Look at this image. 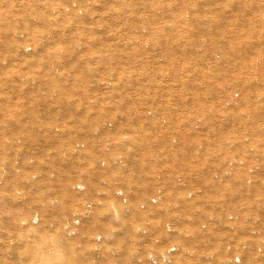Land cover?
I'll list each match as a JSON object with an SVG mask.
<instances>
[{"label": "rangeland", "instance_id": "374dc122", "mask_svg": "<svg viewBox=\"0 0 264 264\" xmlns=\"http://www.w3.org/2000/svg\"><path fill=\"white\" fill-rule=\"evenodd\" d=\"M70 1L0 0V125L6 126L0 127L6 130L0 136V169L9 166L6 174L0 173V236L21 241L28 230L40 228L38 239L71 244L66 245L71 264H131L133 249H155L161 242L163 250L176 241L195 245L198 258L193 264L207 263L206 255L213 251L222 253L217 264H224L228 240L236 244L248 237L249 246L254 238L256 247L259 239L247 235L244 217L264 234V162L252 181L242 165L215 183L204 162L187 160L202 141L206 157L222 161L238 154L251 165L249 149L264 144V63H255L264 60V44L250 45L242 55L248 62L235 70L232 0H161L172 5L167 11L159 3L156 11L149 10L150 4L138 6V0H131L134 11L126 9L129 0ZM121 7L126 8L116 16L109 11ZM73 9H78L76 15ZM54 27L62 29L51 30ZM262 34L260 28L249 33L253 39ZM24 45L29 47L23 50ZM55 46L71 52L52 54ZM244 76L251 80L243 82ZM231 93H237L238 100L227 105ZM234 137L242 138L236 142ZM57 150L64 158L61 165ZM113 157L117 159L111 163ZM188 169L199 172L190 177V184L205 187L191 197L175 180ZM57 177L68 181L66 196L48 185ZM79 180L86 183L85 191L74 189ZM158 183L166 190L152 202ZM119 184L132 188L126 192L127 203L115 193ZM98 195L101 203L90 209L94 217H84L74 227V236L68 235L66 223L72 215L67 220L65 215ZM62 198L68 202L65 208L55 205ZM212 210L222 220L199 228ZM175 211H195L194 223L185 224L193 238L181 240L165 232V221ZM229 213L239 216L225 219ZM22 220L26 223L21 225ZM81 224L82 232L75 234ZM139 225L145 233L138 231ZM97 233L103 235L102 249L94 261L92 240ZM16 245V256L10 261L0 256V264L32 261L36 252L19 245L17 253Z\"/></svg>", "mask_w": 264, "mask_h": 264}, {"label": "bare ground", "instance_id": "6f19581e", "mask_svg": "<svg viewBox=\"0 0 264 264\" xmlns=\"http://www.w3.org/2000/svg\"><path fill=\"white\" fill-rule=\"evenodd\" d=\"M30 1L34 2V1H39V0H30ZM74 1H77V0H71L70 2H74ZM119 1L121 3L127 2V0H118V1H114V4H116L117 2L119 3ZM155 3L160 4V6L159 5L158 6L162 11H167L172 6L170 3H167L166 6L164 3L161 4V0H138L136 2V4L138 6H145V4H150L149 10L154 9V7L156 6ZM182 3H183V1H182ZM182 3H179V4L182 5ZM126 5H127V8L126 7H121L118 9L109 8V11L112 15L116 16L119 13L118 12L119 10L123 12V10H122L123 8H126L128 10H133V11L136 10L134 5L131 4V0H129ZM231 6H232L231 11H232V15H233V18H232V25L233 26H232V29L230 30V38H231V45H232V47H234L232 50V53H231L232 54V62H233V66H234L235 70L241 71L242 68H240V67L245 66L246 62H248L245 59H243L242 55H245V56L247 55L250 45H252V44H264V34L260 35V37H258L256 39H253L252 35H249L250 32L256 31V29H258V28L264 30V0H232ZM155 9H157V7ZM258 9H262L261 13L260 14L254 13ZM77 11H78V9H73V10H71V14L76 15ZM185 15H187V14H185ZM201 24L202 25L205 24V21H202ZM201 24H199V25H201ZM79 26H82L83 29H93V28H90V27L83 25V24H81ZM75 27H78V26L75 24L73 26V28H75ZM160 28H162V27L160 26ZM60 29H62V28H60V27L51 28V30H60ZM179 29L185 30L186 27H179ZM159 34H160V32H159ZM44 35H46L47 38L53 37L51 35L48 37V34H44ZM55 35H56V33H55ZM165 43H167V42H165ZM36 45L38 47L42 46L41 43H37ZM28 47L29 46L24 45L23 50H26V48H28ZM163 47L167 48V45H165ZM70 52H71L70 48L60 47V46H55L54 50L51 51L52 54L60 53L61 55H68V54H70ZM24 56H26V54H24ZM21 58L27 62L30 60L26 57H21ZM255 63L263 64L264 60L259 58V59L255 60ZM175 75L176 74L174 73V76ZM237 77H239V76H237ZM242 78H243L242 79L243 82L244 81L247 82V81L251 80L250 77H248V76H244ZM113 84L114 83L110 82V85L112 87H113ZM111 92H113V91L111 90ZM236 98H237V93H234V94L231 93L225 98V103L227 105H231L235 101ZM237 100H238V98H237ZM11 120L12 119L7 118V121H11ZM83 121H86V119H84ZM107 123L111 124V120H109ZM202 124H203V122H202ZM0 127H6V126L0 125ZM197 127H199V128L203 127L201 125V121L197 122ZM53 128H54V132L59 134L58 129H57V123L54 124ZM0 131H1L0 136L6 135L5 129L0 130ZM237 138L234 137L235 141L239 142V141H241L242 137L240 139L239 138L237 139ZM250 138L251 137H249V139ZM56 139H57V137H56ZM173 140H175V138H173ZM226 140L232 141V138L231 139L226 138ZM245 140L247 141L248 139L246 138ZM253 141L254 140H252L251 143ZM197 146L198 147H197V149H195L196 152L194 153L193 157L188 158L187 160L191 161V162L196 161V163H198V164H202L204 162L209 167V171L211 172L213 180L215 181V183L221 182V181L225 180L227 177L233 175L236 171H238V167L242 166V165H244V167L246 168L247 174L250 173L251 181H252L253 176L256 173H258L259 170L261 172V169L264 166V165L262 166V164L264 162V144H262V146H260V149H256L254 146H252V148L249 149L252 152V153H249L251 156V165L247 164L245 157L238 155V154L228 155L224 159H222V161H218L217 159H213L211 157H206L205 153H204L205 152L204 142H202V141L198 142ZM62 149H63V147H62ZM62 151H64V150H61V152ZM57 153H58L57 159L59 158L58 164L61 165L63 163L64 158L62 157L63 155L61 156V154H60V152H58V150H57ZM68 154L69 153H66V155H68ZM71 154H72V152H71ZM76 156L78 157V156H80V154H78ZM76 156H74V157H76ZM116 159H117L116 157H113L111 159V163H114L116 161ZM199 159H201V160H199ZM3 168L4 169H0V173L6 174V171H8L9 166L6 164ZM186 172H188V173L186 174ZM197 173H199L197 171V169H193V170L188 169V171H185V170L180 171L179 173H177V175L175 177L178 189L186 190L188 193V196H190V197L195 192H202L205 190V187L203 186V184L196 183V184L191 185L189 182L190 177L194 176V174H197ZM160 176H161V174L158 173L157 177L160 178ZM39 182L42 183L41 181H39ZM48 185L54 186L57 189L61 190L62 195L68 194V181L66 182V178L57 177ZM73 187L77 191H85L87 188L86 183L83 180H79V181L75 182ZM249 189H250V186H249ZM131 190H132L131 187H125L121 184L115 186V193L117 194V196L120 198V200L123 203L128 202V195L126 194V192L131 191ZM165 190H166V186L162 183H158L154 187L155 194L152 195L149 200L152 202L158 201V199L161 196V193L164 192ZM98 193L101 194L100 192H98ZM100 197L101 196L98 195V197L86 201L82 209L72 210L68 215L63 214L66 216V220L69 219L72 215L71 220H69L66 223V227L68 226V232H67L68 235L74 234V229H75L74 227L79 225L81 223V220L84 217H85L84 220H86L87 218H93L94 217L95 214L92 213L93 210H90V209L93 208L94 205L101 203L102 199ZM63 199L64 198H62V200L55 205L57 207H60V208H65V206H67L68 202L66 203V200L65 199L63 200ZM161 202H162V199L159 201V203H161ZM145 203H146V201L144 200V201H142L141 205L144 206ZM60 215H62V213ZM63 215L61 217L59 216L60 220H62V218L64 217ZM194 215H195V211L194 212H188L186 214L181 213L179 211H175L173 213L172 217L168 218L165 221L164 225H165V228L167 230V231L165 230V232H167L168 235H178L180 238H182L181 240H183V239L185 240V238H188V239L193 238L192 235H189L187 232H185V230H186L185 224L194 223V221H195ZM126 216L129 217L130 215H126ZM227 216H228V219L234 218L233 221H235L238 218L239 214L235 213V217H234L233 213H229L225 216V219L227 218ZM127 217H121L120 221L124 220ZM244 219H245V221L249 222L248 223L249 233L247 235L256 237L257 239H259V242L257 243V245L255 247L256 242H255L254 238H252L251 245H249V246H248V241H249L248 237H247V239H244V240H242L236 244L233 243L232 241L228 240L224 246V250L226 252L224 264H243L245 259H247L249 257L251 258V261L249 264L264 263V234L262 233L261 229L258 226L250 223V217H244ZM37 220H38V218H37ZM221 220L222 219H219L218 214L214 210H212V211H209L207 213V216L205 217L204 220L199 222L198 227L201 229H207L208 226L210 225V223L218 222ZM22 223H26V221L22 220V222H20V224L22 225ZM31 225H33V224H31ZM82 225L83 224H81V226L79 227V230L75 234L82 232ZM230 228L234 229L233 223H231ZM32 229H34V230L32 231ZM137 229L140 233H145V228L141 227L140 225L137 226ZM38 231H41L40 228H38V230L36 227L31 228L30 230H28L26 233L23 234V235H25V237L23 239L20 238L21 241L16 239V237L13 235L0 236V256L2 257V259L4 261L12 260L16 256L15 251H14V246L17 244L16 245L17 253L20 252L19 245L21 248L24 249V251L34 250V252H36V255L33 256L32 261H29V264H71L73 262V260L71 261L72 256H70L71 257L70 258L68 255V253L70 252V250L67 249V247H66L68 242L66 243V241L63 239L62 240H53V238L52 239H46L45 236H44V239L42 237L40 239H38V235H37ZM23 235L21 234L20 237H22ZM113 236H114V234L111 232L110 233V239ZM102 238H103L102 233H97L94 236V240H92L93 241V244H92L93 257H92V259L94 258L93 259L94 261H98V259L100 257V252L102 249V245H101ZM74 244L77 245V242L75 240H74ZM182 244H183L182 241H180V242L176 241V243H174V242L167 243V247L162 250L161 242H159L156 244V247H155V249L158 250L159 252H157L153 248H149V249H147L145 251H141V252L139 250L133 249L132 251L129 252L128 256L130 257V255H131V258H132L131 264H193V263H195L196 259L198 258L195 245H182ZM69 245H71V244L69 243L68 246ZM250 249H252L251 252H250ZM67 250H69V251H67ZM70 254H71V252H70ZM220 255H221V257H220ZM220 255L217 256L216 251H213L212 254L206 255V259L208 261H207V263H204V264H217L218 260H223L222 253ZM18 259H19V257H18ZM16 261L11 262L10 264H17Z\"/></svg>", "mask_w": 264, "mask_h": 264}, {"label": "built area", "instance_id": "2783aa9c", "mask_svg": "<svg viewBox=\"0 0 264 264\" xmlns=\"http://www.w3.org/2000/svg\"><path fill=\"white\" fill-rule=\"evenodd\" d=\"M82 219V218H81Z\"/></svg>", "mask_w": 264, "mask_h": 264}]
</instances>
